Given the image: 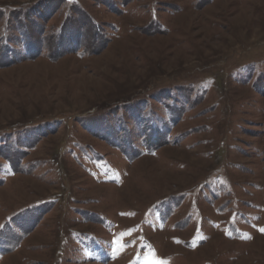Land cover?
Segmentation results:
<instances>
[{"label":"rangeland","instance_id":"1","mask_svg":"<svg viewBox=\"0 0 264 264\" xmlns=\"http://www.w3.org/2000/svg\"><path fill=\"white\" fill-rule=\"evenodd\" d=\"M0 264H264V0H0Z\"/></svg>","mask_w":264,"mask_h":264},{"label":"bare ground","instance_id":"2","mask_svg":"<svg viewBox=\"0 0 264 264\" xmlns=\"http://www.w3.org/2000/svg\"><path fill=\"white\" fill-rule=\"evenodd\" d=\"M147 172V171H146ZM148 175V174H147Z\"/></svg>","mask_w":264,"mask_h":264}]
</instances>
